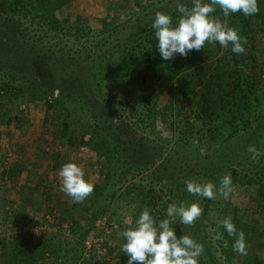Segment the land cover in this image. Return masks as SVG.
Returning a JSON list of instances; mask_svg holds the SVG:
<instances>
[{
    "label": "rangeland",
    "instance_id": "374dc122",
    "mask_svg": "<svg viewBox=\"0 0 264 264\" xmlns=\"http://www.w3.org/2000/svg\"><path fill=\"white\" fill-rule=\"evenodd\" d=\"M180 2L188 7L192 5V0ZM176 4L177 0H71L57 9L55 16L59 20L81 18L78 23L90 30L87 38L90 42L74 38L71 30L58 40L59 49L65 48L78 58L83 54L82 48L87 50L86 57L111 55L116 44L113 38L129 41L141 32L155 34L152 24L157 12L178 18ZM258 7L259 12L252 16L242 12L216 16L217 10L211 14L221 22L227 20L228 24H251V38L244 45L245 52L240 54L245 61L237 63L240 57L235 58L228 47L206 42L204 49L196 51L200 53V61L176 77L171 75L170 80L161 78L143 85L131 84L125 77L112 81L102 96L107 95V99H102L107 104L99 103L87 85H78L76 66L64 63L59 53H50L51 73L59 79L62 88L59 90L58 83L55 84V97L64 91L67 95H85L89 102V106L86 98L84 102H68L72 117L70 132L74 134L68 135V140L72 145L62 138V112H48L42 102H29V96H21L17 89L15 94L22 98L15 99L13 89L9 95L13 100L4 101L0 113V264L9 263V257L18 253L26 259L33 255L35 264H127L128 256L122 251L126 240L118 233L135 227L145 207L158 224L167 218L170 204L182 201L199 203L203 210L193 225H183L179 218L171 225L178 237L189 235L203 245L198 264H264V198L260 192V186L264 185V154L253 160L248 151L254 145L264 153V0H258ZM177 21L174 19V26ZM27 28L35 27L25 25L24 29ZM16 41L25 46L21 38ZM40 49L36 52H46ZM194 53L192 50L183 61L193 59ZM117 54L115 62L120 57ZM32 58L22 57L13 62L11 68L17 65L16 79L3 76L2 84L15 81V87L21 84L26 88L31 82L28 80L33 71ZM202 62L221 64L226 71L228 63L230 73L241 70L244 76L237 81L243 84L241 91L255 112L248 127H245L247 123L231 126L237 111L233 114L228 111L236 109L238 104L247 105L245 97L236 101L234 95L228 96L226 106H219L224 101L221 103L214 97V109H208L204 115L205 87L195 81V85L186 89L185 82L180 83L187 74L194 75L197 69H202ZM216 73L208 71L204 82L208 88L212 86L210 82L215 83ZM226 92L230 91L225 90L223 96ZM220 111L222 115L215 117ZM97 113L105 116V126L101 124L104 122H97ZM138 114L147 116L144 123L155 128L151 130L143 125L141 130ZM122 122L130 124L136 132L124 138L129 144L139 138L137 143H132L134 156L130 157L134 170L127 174L124 169L119 170L115 185L109 186L107 160L88 145L92 136V129L88 128L101 124L106 132L113 133L115 130L110 125L120 126ZM183 127L187 132L190 128L193 131L187 136L199 131L207 140L192 149L187 140L180 141ZM57 154L61 156L59 168L54 160ZM67 162L77 163L85 178L94 184V191L83 202L73 203L60 191L59 170ZM229 172H236L241 180L232 184L234 191L227 200L218 191L212 200L187 191L185 181L190 179L200 183L211 181L218 189L223 174ZM250 181L255 183L248 184ZM134 187L135 194H129ZM150 191L154 193L152 197L144 199ZM228 216L232 217L237 232L245 233L247 255L233 250L235 238L220 223ZM217 232L222 234V239L215 238Z\"/></svg>",
    "mask_w": 264,
    "mask_h": 264
},
{
    "label": "trees",
    "instance_id": "16d2710c",
    "mask_svg": "<svg viewBox=\"0 0 264 264\" xmlns=\"http://www.w3.org/2000/svg\"><path fill=\"white\" fill-rule=\"evenodd\" d=\"M69 1L71 0H0V57H3V59L0 61V113L4 101L7 99L13 100V97H10L9 95L14 89L15 99L22 98L21 94L27 95L29 96V102H42L46 106L48 112H52L53 110L62 112V124L64 127L61 128L62 138L66 139L68 144L72 145V141L68 140L70 137L74 136V134L70 132V121L72 120V117L68 102L72 103L76 100L84 102L86 97L82 94L67 95L64 91L59 92V96L55 97V84L58 83L59 90H62V88L59 79L54 77L51 73L52 56H49L50 53H59L64 63H68V66L73 68L76 66L75 71L78 72L76 75V82L79 81L78 85L81 83L87 85L89 90L94 95H96V100L101 104H107L102 100L103 98L107 99V95H105L103 98L102 96L104 95L103 92H106L105 90L107 89L108 85L112 81H120L119 78L121 77L129 78V83L131 84H151L155 83L161 78L170 80L171 75L176 77L183 70L192 69L196 64L195 62L200 61V53H197V50H193L195 51V53L192 55L193 59L187 62H184L183 56L180 55H176L170 60H163L158 51V40L155 37V34L152 33L153 31H149V33L146 34L144 32L138 33L129 41L112 37L113 42L116 43H114L115 50L111 53L112 56L110 53H106L97 56L93 55V57H86L84 55L87 50L82 48L80 52L83 54H81L82 56L78 58V56H74L71 51L67 52L65 48L59 49L61 41L59 43L58 40L62 36H67L68 32L71 30L74 32V38L80 41L90 42V40L87 39L90 37V30L87 31L84 26H81V24L78 23L81 18H77L76 20L72 21L71 17L59 20L55 16L56 10L61 6L67 5ZM192 6L193 5L189 6V8ZM216 10V16L223 14L219 6H216ZM173 18L177 20L179 17ZM29 22L31 24H25ZM25 25H31L35 28L33 30L29 28L24 29ZM229 26L235 27L238 30V33L241 36H244V38L246 37L247 40L251 38L253 31L251 30V24H229ZM143 34L145 35L143 36ZM20 38L24 41L25 46H22V44H20L18 41H16V43L14 42L16 39ZM4 42H6V44L3 46ZM11 44H14V46H10ZM217 45L220 46L219 42H217ZM38 48H41L40 50H46V52H36V49ZM228 49L232 51L231 43H229ZM116 54L120 55L117 62H115ZM234 54L235 55L233 56L235 58H237V56L240 57L237 63L241 62L242 59L245 61V58H243L242 55H236V53ZM27 56H31V58L33 57V71L31 72V77L28 80L30 81L31 79V82L26 84V88L22 87L21 84L15 87V81H13L15 83L10 82L11 84H6L4 86L2 84L3 76L5 77L10 75L12 79L15 78L17 65L12 66L11 68L13 62ZM74 60H76V64H74ZM113 63H115V65H113ZM226 65L228 67V63H226ZM227 67L226 71L221 64H215L214 62H202V65L200 66L202 69H197L198 71L196 73L194 72V75L187 74V76H184L180 80V83L181 81L185 82L186 89H190L193 85H195V81L200 82V85L205 87L203 89L204 99L202 100V103L206 107L202 109V113L204 115L209 112L208 109H214L216 102L214 97H218V100L221 103L224 101V103L220 104L219 106L227 105V100H229L228 96L234 95L236 101H238L240 97H242V99L245 97L241 91V85L243 84L240 83V81H237L243 78L244 75L241 73V70L239 71V69L230 73ZM208 71H217L215 83L210 82L212 85L211 88H208V86L204 84L205 80L207 79ZM15 89H17L21 96H17L15 94ZM227 89L230 92H226V96H223V92ZM206 95L209 96L206 97ZM144 99L146 101L149 100L148 98ZM245 99L247 100V102H245L247 105L243 104V106H240L238 104L236 109L229 108L228 110L230 114H233L237 111L233 121H231L234 124L231 125L233 127H237V125L239 126L241 123H247L245 124V127H248L251 123V119L255 115V112L252 110V108H250V100L247 97H245ZM86 102L85 103L89 106L87 98ZM208 104L210 105L209 107ZM130 111L135 113L134 108H131ZM222 113L223 111H220L218 115L215 113V117L222 115ZM90 114L92 115V112H90ZM146 117L147 116L145 115L143 116L138 114V122L141 124V130H143V125H147L148 128L153 130L155 128L153 124L144 123L146 121ZM203 117L205 118V116ZM96 120L97 122H104L101 123L103 126H105V123H107L103 114L99 116L97 113ZM101 124L97 126L92 124L89 126L88 130L92 129V136L88 142V145L92 147L99 155L106 158L107 164L109 166L107 183L109 186H113L115 185L114 181L117 178V173L119 170L124 169L125 174L134 170V166L130 157L134 156L132 155L133 153H131L133 150L132 143H137L139 138L131 140V144H129L124 139L135 132V129L130 124L125 122H122L120 126H118L116 123L110 125V128L115 130L113 133L106 132L104 127H100ZM136 125L139 126V124ZM232 130L236 132L237 128H232ZM181 131L182 135L180 136V141L187 140L189 147L194 150L195 146L199 144L200 141L202 142V140H207V136L203 135L202 132L199 131H195V134L192 136H187L189 133L192 134L193 131L191 128L189 129V132H187L184 127L181 128ZM68 135L70 136L69 138ZM200 135H202V138ZM204 158L207 157L204 156ZM58 159H61L60 154H57L54 157V160L56 161V168L61 167V161ZM229 173L232 176V184L241 180V178H238V174L236 172ZM229 173H224L223 176ZM252 182L253 181H250L248 184H251ZM135 191L136 189L134 187V190L130 189L128 192L129 194H135ZM260 192L264 198V185L260 186ZM115 193L117 192L115 191ZM152 194H154L152 191L148 192L145 194L144 199H150ZM17 253L18 252H16V254ZM23 257L19 253L17 256H13L12 254L11 258L9 257V263L7 264H35L33 255L27 256V259Z\"/></svg>",
    "mask_w": 264,
    "mask_h": 264
},
{
    "label": "clouds",
    "instance_id": "9594fccd",
    "mask_svg": "<svg viewBox=\"0 0 264 264\" xmlns=\"http://www.w3.org/2000/svg\"><path fill=\"white\" fill-rule=\"evenodd\" d=\"M192 5L189 8L177 0L176 11L180 16L175 26L170 14L156 13L152 28L155 29L157 48L163 60L173 59L176 55L187 57L192 50L204 49L206 42H219L224 48L231 43L234 53L245 52L246 37L242 38L235 27L229 26L227 20L221 22L211 14L219 6L224 17L238 12L252 16L259 12L258 0H210L208 3L192 0ZM248 151L253 160L264 154L254 145H250ZM201 152L203 153V149ZM59 177L60 191L69 196L73 203L83 202L94 191V184L85 178L84 170L75 162L63 164ZM185 183L188 193L209 200L216 198L217 191L227 200L234 191L230 173L222 177L218 189L211 181L200 183L190 179ZM202 211L199 203H172L167 207V218L157 224L150 210L145 207L135 222V227L118 233L126 240L122 251L128 256L127 264H198L203 245L189 235L178 237L171 225L176 223L177 218L183 225H193ZM220 223L228 235L235 238L233 250L242 256L247 255L245 233L242 230L237 232L232 217L228 216ZM215 238L222 239L223 236L217 232ZM227 246L225 241V247Z\"/></svg>",
    "mask_w": 264,
    "mask_h": 264
}]
</instances>
